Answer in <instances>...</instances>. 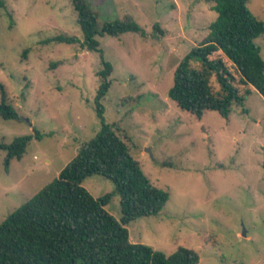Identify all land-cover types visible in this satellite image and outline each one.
<instances>
[{
	"label": "rangeland",
	"instance_id": "1",
	"mask_svg": "<svg viewBox=\"0 0 264 264\" xmlns=\"http://www.w3.org/2000/svg\"><path fill=\"white\" fill-rule=\"evenodd\" d=\"M2 1L0 100L3 86L20 121L0 116V143L35 135L34 129L41 139L34 137L8 172L7 152L0 151V224L99 132L95 106L104 59L113 66L102 100L105 120L119 127L150 181L171 194L160 215L127 226L131 242L166 255L187 247L199 254V264H264V97L255 90L229 119L208 111L202 120L169 98L177 66L217 18L214 3L87 0L100 26L130 18L146 31L98 37L102 58L80 44L44 43L58 35L83 39L71 0ZM249 9L264 21V0H251ZM255 43L264 59V35ZM212 85L219 89L214 79ZM82 186L95 199L115 189L102 176ZM106 210L120 220V197Z\"/></svg>",
	"mask_w": 264,
	"mask_h": 264
},
{
	"label": "trees",
	"instance_id": "2",
	"mask_svg": "<svg viewBox=\"0 0 264 264\" xmlns=\"http://www.w3.org/2000/svg\"><path fill=\"white\" fill-rule=\"evenodd\" d=\"M83 39L58 35L44 43L80 44L87 52H103L98 37H119L146 31L132 19L99 25L98 15L87 0H71ZM214 3L216 20L201 44L179 63L169 98L185 112L202 120L208 111L229 119L234 105L244 107L258 91L264 97V59L255 41L264 35V21L251 13V0H208ZM0 9L5 4L0 0ZM154 29L164 34L159 23ZM28 50L24 52L26 57ZM99 72L95 111L101 121L99 132L82 144L78 154L59 176L0 224V264H199V254L179 247L166 255L152 247L131 242L127 226L143 217L162 213L171 194L145 174L131 154L127 139L116 124L105 120L102 104L112 86L113 66L103 59ZM218 84L215 89L212 80ZM246 110V109H245ZM244 110V111H245ZM0 116L20 121L2 86ZM35 135L0 143L6 151L5 170L21 160ZM91 176L110 179L115 189L95 199L82 185ZM120 197L122 217L117 220L106 206Z\"/></svg>",
	"mask_w": 264,
	"mask_h": 264
},
{
	"label": "water",
	"instance_id": "3",
	"mask_svg": "<svg viewBox=\"0 0 264 264\" xmlns=\"http://www.w3.org/2000/svg\"><path fill=\"white\" fill-rule=\"evenodd\" d=\"M244 236H246V233L244 232V234H243Z\"/></svg>",
	"mask_w": 264,
	"mask_h": 264
}]
</instances>
